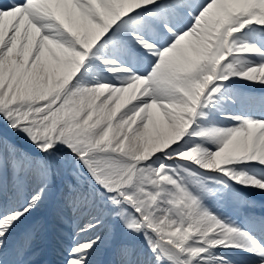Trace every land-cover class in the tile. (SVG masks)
I'll return each mask as SVG.
<instances>
[{"label": "snow or ice", "instance_id": "1", "mask_svg": "<svg viewBox=\"0 0 264 264\" xmlns=\"http://www.w3.org/2000/svg\"><path fill=\"white\" fill-rule=\"evenodd\" d=\"M0 264H264V0H0Z\"/></svg>", "mask_w": 264, "mask_h": 264}]
</instances>
